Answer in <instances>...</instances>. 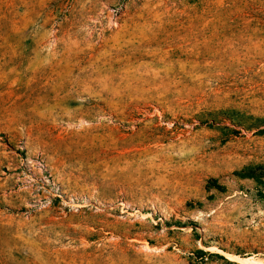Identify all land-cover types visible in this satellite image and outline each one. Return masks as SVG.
<instances>
[{
	"label": "rangeland",
	"instance_id": "obj_1",
	"mask_svg": "<svg viewBox=\"0 0 264 264\" xmlns=\"http://www.w3.org/2000/svg\"><path fill=\"white\" fill-rule=\"evenodd\" d=\"M0 264H264V0H0Z\"/></svg>",
	"mask_w": 264,
	"mask_h": 264
},
{
	"label": "bare ground",
	"instance_id": "obj_2",
	"mask_svg": "<svg viewBox=\"0 0 264 264\" xmlns=\"http://www.w3.org/2000/svg\"><path fill=\"white\" fill-rule=\"evenodd\" d=\"M77 156V155H76ZM76 156H75V158H76ZM74 157V156H73ZM73 157H71V158H73Z\"/></svg>",
	"mask_w": 264,
	"mask_h": 264
}]
</instances>
